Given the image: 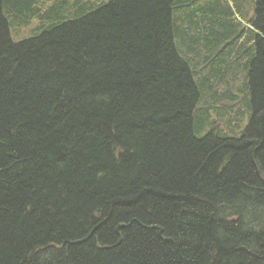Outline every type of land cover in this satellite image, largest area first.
<instances>
[{"label":"trees","instance_id":"16d2710c","mask_svg":"<svg viewBox=\"0 0 264 264\" xmlns=\"http://www.w3.org/2000/svg\"><path fill=\"white\" fill-rule=\"evenodd\" d=\"M0 264H264V0H0Z\"/></svg>","mask_w":264,"mask_h":264},{"label":"rangeland","instance_id":"374dc122","mask_svg":"<svg viewBox=\"0 0 264 264\" xmlns=\"http://www.w3.org/2000/svg\"><path fill=\"white\" fill-rule=\"evenodd\" d=\"M79 1V0H77ZM85 1V0H84ZM92 3L93 2H96V3H100V4H103L105 3V0H90ZM107 1V0H106ZM251 11H249V15H251ZM38 27V22L36 21V19H32L29 21V24H26V25H12L11 26V29H10V32H11V36H12V39L15 41V42H18L19 40H21L22 38H28V37H31L34 35L36 29ZM241 43V41L239 42ZM237 92V91H236ZM226 121H231V118H227L225 119Z\"/></svg>","mask_w":264,"mask_h":264}]
</instances>
